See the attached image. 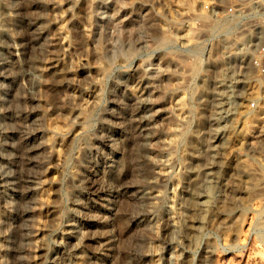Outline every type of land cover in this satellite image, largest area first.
I'll list each match as a JSON object with an SVG mask.
<instances>
[{"label":"rangeland","instance_id":"1","mask_svg":"<svg viewBox=\"0 0 264 264\" xmlns=\"http://www.w3.org/2000/svg\"><path fill=\"white\" fill-rule=\"evenodd\" d=\"M53 2L60 83L48 63L60 51ZM234 7L264 20V0H0V264H264V118L253 117L264 86L209 51ZM133 85L148 108L145 142ZM161 166L175 182L158 180ZM140 185L161 196L150 206ZM71 217L79 233L68 236Z\"/></svg>","mask_w":264,"mask_h":264},{"label":"built area","instance_id":"2","mask_svg":"<svg viewBox=\"0 0 264 264\" xmlns=\"http://www.w3.org/2000/svg\"><path fill=\"white\" fill-rule=\"evenodd\" d=\"M211 10L214 9V4ZM214 5V6H213ZM205 7L209 10L210 5L206 3ZM225 10L224 7H221ZM231 13L219 15L217 18L223 20L218 22L213 31V41L210 48L206 45L203 51L221 52L230 55L228 61L238 67V72L235 71L233 76L243 78V83L252 85L264 86V20L261 21V9L251 7L246 13L244 8H231ZM235 12H239L236 14ZM242 19H248L242 23ZM248 26L246 23L252 21ZM243 30H249L243 37L249 35L248 38L240 40V33ZM228 41L227 46H223V42ZM215 44V46H214ZM235 83V81H229ZM260 105L259 97H256L250 102L252 108H258Z\"/></svg>","mask_w":264,"mask_h":264},{"label":"bare ground","instance_id":"3","mask_svg":"<svg viewBox=\"0 0 264 264\" xmlns=\"http://www.w3.org/2000/svg\"><path fill=\"white\" fill-rule=\"evenodd\" d=\"M57 5H56V2H53L52 4H51V12H52V18L54 19V22H56L57 23V28L58 29H56V30H58L59 31V34H58V40H57V42L60 44H58L57 45V47L56 48H58V50H60V51H58L53 57H51V58H49V62L48 63H50V65H51V67L53 68V73H55L56 74V76H57V78H59L58 79V81H59V83L61 82V80H62V77L64 76V71H63V69L62 68H60L61 66H62V63H63V58H64V56H65V51L63 52L62 50H63V46L65 45V34H64V31H63V28H62V26H60L59 25V23L57 22ZM40 31L38 30L37 31V38L39 37V35H40ZM183 34V33H182ZM36 37V36H35ZM182 38H183V40L185 39V40H187V39H189V33L188 32H184V34L182 35ZM39 39V38H38ZM59 46V47H58ZM61 47V49H59ZM37 66H38V64H37ZM38 68V67H37ZM222 80L223 79H221L220 80V82H222ZM223 89V91L225 90L224 88H222ZM220 91V90H219ZM223 91H221V92H223ZM131 92H132V95H133V97L135 98V101H137V105H136V107H135V114L137 115V117H138V119H139V123H138V125H139V129H140V131H141V134L143 135L142 137H143V141L147 138V137H145V135H146V133H147V131H148V128H149V120H148V115H147V111H148V108H147V104H146V101H145V99H144V92H143V90L140 88V87H138V86H131ZM221 92H219V93H221ZM225 92V91H224ZM232 90H230L229 91V93H226L227 95H228V97H232ZM224 95V94H223ZM220 96V95H219ZM225 97V96H224ZM227 97V98H228ZM223 98V97H222ZM226 98V97H225ZM219 101H220V99H219ZM181 103H183V102H181ZM222 103V102H221ZM179 104V103H178ZM220 104V103H219ZM263 106V107H262ZM262 106H260L259 107V109H261L260 111H258V112H256V113H254L253 114V117H255V118H258V119H256L257 121H259V119L260 118H264V105H262ZM222 107V106H221ZM220 107V108H221ZM224 107V106H223ZM134 108V107H133ZM222 109V108H221ZM228 109V108H227ZM258 109V110H259ZM218 110H219V108H218ZM230 110V109H229ZM134 112V111H133ZM226 113V112H225ZM229 113V112H228ZM223 114V113H222ZM254 119V118H253ZM260 121H262V120H260ZM137 123V122H136ZM253 123V122H252ZM134 124V123H133ZM135 125V124H134ZM252 125V124H251ZM254 128V127H253ZM253 128H250V129H252L253 130ZM246 129V128H245ZM244 129V130H245ZM216 131V130H215ZM243 131V130H242ZM246 131V130H245ZM250 131V130H249ZM244 132V131H243ZM255 132V131H254ZM252 132H250V134H251ZM244 134H245V132H244ZM246 134H248L247 132H246ZM246 137H247V135H245ZM26 141H27V139H26ZM145 142V141H144ZM64 144V142H63V140H61V141H59L58 142V145L59 146H62ZM3 155V154H2ZM117 162V161H116ZM227 164V163H226ZM117 166V165H116ZM115 167V166H114ZM243 168H245V167H243ZM158 169V168H157ZM244 170V169H243ZM256 170V169H255ZM255 170H253L252 169V171H254L255 172ZM207 171V170H206ZM244 171H246V169L244 170ZM248 171V170H247ZM250 171H251V169L249 170V173H250ZM219 172V171H218ZM246 173V172H245ZM248 173V172H247ZM260 173V172H259ZM109 174V173H108ZM114 174V173H113ZM157 174H158V176H159V179L158 180H160V178H161V180H160V182L162 181L163 183L165 182V183H171V182H175V180L174 181H172V178L173 177H170L169 176V171L167 170V167H162L161 166V168H159L158 170H157ZM208 174V173H207ZM256 174H257V170H256ZM221 175V174H220ZM248 175V174H247ZM249 176V175H248ZM7 179V178H6ZM106 179V178H105ZM108 179V178H107ZM175 179V178H174ZM264 179V178H263ZM224 181H225V179H223ZM108 181V180H107ZM210 181V180H209ZM222 181V180H221ZM223 181V182H224ZM109 183H110V189H109V191H110V193H112V192H114L116 189L114 188L115 186H114V179H111L110 178V180L108 181ZM133 183V182H132ZM226 183V182H225ZM231 183V182H230ZM260 183V182H259ZM11 184V183H10ZM173 184V183H172ZM171 184V185H172ZM229 183L227 182V185H228ZM146 185V184H145ZM230 185V184H229ZM260 185V184H259ZM262 185H263V182H262ZM261 185V186H262ZM108 186H109V184H108ZM107 186V187H108ZM217 186H219V185H217ZM221 186V185H220ZM264 186V185H263ZM103 187V186H102ZM137 187V186H136ZM222 187H225V186H223L222 185ZM124 188V187H123ZM138 188V187H137ZM119 189V187L117 188V190ZM150 189V188H149ZM149 189H146V187L144 186H141L140 185V187H139V192H140V197L143 199V198H148L149 200H148V204L151 206L154 202H155V200L157 199V198H159L160 196H161V192H162V190L161 189H155V190H153V191H150ZM218 189V188H217ZM223 189H225V188H223ZM230 189V188H229ZM122 190V189H121ZM221 190V189H220ZM47 191H48V189L47 188H43L42 189V191H41V197H45L46 195H47ZM108 191V192H109ZM206 191H207V193L205 194L206 195V199H205V197H204V205H205V208L207 209L209 206L211 207L213 204H212V202L214 201L213 200V198L212 197H214V196H216L218 193L213 189V187L212 186H208L207 188H206ZM218 191V190H217ZM228 191V189L226 190V192ZM24 192V191H23ZM117 192V191H116ZM115 192V193H116ZM130 192H131V190H130ZM138 192V193H139ZM215 192L217 193V194H215ZM218 192H221V191H218ZM222 192H224L223 190H222ZM264 192V191H263ZM261 193V192H260ZM193 194V193H192ZM220 194V193H219ZM222 194V193H221ZM224 194V193H223ZM197 195V194H196ZM192 196H195V195H192ZM192 196H190V197H192ZM219 197H222L221 195L219 196ZM218 197V198H219ZM226 197H227V195H226ZM172 197H170V199H168L169 201L165 204L166 205V226H167V230H173V228L175 227V226H177L176 224H175V222H177V217H175V219H176V221H175V219H174V216H175V214H174V209L176 210H178L179 211V209H178V206H177V208H175L176 206H174V198L173 199H171ZM218 198H217V200H218ZM136 199V198H135ZM140 199V198H139ZM222 199V198H221ZM223 199H225V197H223ZM111 200V199H110ZM176 200V199H175ZM219 200H220V198H219ZM145 201H147V200H145ZM192 201V200H191ZM194 201V200H193ZM192 201V202H193ZM223 201H225V200H223ZM227 201V200H226ZM77 202V201H76ZM74 203V205L76 206H74L77 210L79 209L78 208V204L77 203ZM111 202V201H110ZM213 203H215V202H213ZM218 203V202H217ZM216 203V204H217ZM222 203V202H221ZM221 203H219V204H221ZM212 204V205H211ZM225 204V203H224ZM222 205V204H221ZM108 206H109V204H108ZM110 206H112V205H110ZM216 206V205H215ZM209 207V208H210ZM82 208V207H81ZM114 208V207H113ZM208 208V209H209ZM212 208V207H211ZM211 208H210V210H211ZM217 208H218V205H217ZM84 210V209H83ZM109 210H110V208H109ZM80 211V210H79ZM178 211H175V212H177L178 213ZM82 212V211H81ZM111 212V211H110ZM140 213V212H139ZM176 213V214H177ZM174 214V215H173ZM25 216V215H24ZM145 217V216H147V213L146 212H144V213H140L139 215H138V218L139 219H141L142 217ZM146 218V217H145ZM67 221V225H68V228H67V230H66V232L65 233H68V236H70L71 234H78L79 232H78V226H80V225H76L75 223V217H71V218H69V219H67L66 220ZM111 221V220H110ZM143 221V220H142ZM90 224V223H89ZM177 224H178V222H177ZM146 226H147V224H146ZM105 229V228H104ZM175 230H176V228H174ZM81 231H83V230H81ZM80 231V232H81ZM106 232V231H105ZM108 232H110V230L108 231ZM171 232V231H170ZM170 232H169V234H170ZM168 233V232H167ZM101 234V233H100ZM67 235V234H66ZM62 236H64V233H63V235ZM67 236V237H68ZM81 236V235H80ZM101 240H103V245H105L106 247H110V248H112L113 247V245H114V236H113V234L110 232V233H104V234H102V236H101ZM106 249H109V248H106ZM105 249V250H106ZM103 262V261H102ZM178 263V262H177ZM94 264H101V263H99L98 261L96 262V263H94ZM176 264V263H175Z\"/></svg>","mask_w":264,"mask_h":264}]
</instances>
